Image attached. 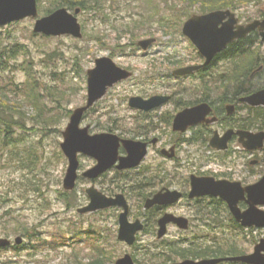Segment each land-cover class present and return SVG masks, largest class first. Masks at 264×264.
I'll return each instance as SVG.
<instances>
[{"label": "rangeland", "instance_id": "obj_1", "mask_svg": "<svg viewBox=\"0 0 264 264\" xmlns=\"http://www.w3.org/2000/svg\"><path fill=\"white\" fill-rule=\"evenodd\" d=\"M201 1L88 0L97 7L81 9L78 14L82 38L35 33L36 19L33 18L0 26V39L16 50L11 63L4 67V80L20 85L17 91L11 92L13 109L5 113L10 120L7 128L10 133L0 135V237L13 241L18 236L24 238L22 245L0 250V264H95L104 259L102 249L112 264L126 254L132 255L138 264H163L159 256L180 243L189 247L194 242L199 249L212 247L224 251L233 246L240 254H248L264 238V230L234 228L229 216L213 217L211 208L198 209L196 202L184 199L174 211L190 218V229L181 231L169 226L168 234L159 239L155 227L158 214L146 213L150 210L145 208L146 200L138 196L137 189H131L137 171L123 174L111 171L95 183L96 187L108 196L125 194L130 204V220L141 219L146 224L145 230L137 235L136 243L128 245L118 238L122 208L78 211L90 203L86 189L92 183L83 172L96 164L94 159L80 154L77 186L72 191L64 188L69 160L61 148L63 132L72 112L86 104L87 72L102 56L112 57L119 66L132 71L133 76L110 88L86 113L83 126L90 125L94 133L111 131L128 138L140 136L149 127L152 136L162 139L160 148L169 149L176 142L179 145L172 159L164 157L158 149H150L141 171L148 170V175L164 172L167 182L182 188L193 173L229 174L231 179L244 184L258 181L264 174V149L246 152L238 138L232 142L230 152L217 151L210 145L214 130L223 133L250 117L247 104L239 101L238 105L234 94L240 86L255 91L264 88V69L258 71L256 66L251 81L243 85L233 80L222 81V75L234 70V60L216 58L205 79L199 73L188 76L173 73L177 68L204 62L196 46L182 32L190 17L205 14L200 12ZM55 5H60L59 0H38L40 17L48 15L46 12ZM223 9H231L243 24L264 19V0L238 9ZM147 38L157 41L144 51L138 42ZM252 40L251 49L264 65V42L260 34ZM29 74L37 80L42 94L38 108L24 94ZM155 94H169L172 99L151 115H140L129 105L132 96L148 98ZM204 98L213 101L227 120L208 128L195 125L185 133L174 131L176 114ZM229 103L236 105V111L230 116L226 108L223 112ZM5 128L0 121V134ZM253 160L259 162L251 164ZM109 188L115 192L107 191ZM151 188L149 191L157 192L161 185ZM208 214L209 222L218 226L213 233L218 234L209 233L205 223ZM110 259L105 260L110 262Z\"/></svg>", "mask_w": 264, "mask_h": 264}, {"label": "water", "instance_id": "obj_2", "mask_svg": "<svg viewBox=\"0 0 264 264\" xmlns=\"http://www.w3.org/2000/svg\"><path fill=\"white\" fill-rule=\"evenodd\" d=\"M81 8L74 12L67 7H59L46 16L40 17L38 0H0V26L20 21L26 18L36 19L35 33L47 36L71 35L76 38L83 37L82 25L78 14ZM259 31L264 42V19H255L247 24L240 23L239 17L231 9H217L205 14H197L190 17L184 24L182 32L196 46L205 61L201 64H193L177 68L173 71L175 76H188L200 69L207 67L215 57L225 50L235 40L244 38L253 31ZM157 41L156 38H147L138 42L139 47L148 51ZM261 69V68H260ZM88 98L85 105L76 108L70 117V122L63 132L64 141L61 148L69 160V166L64 178V188L72 191L76 188L79 178V155H87L97 161L90 169L83 173L89 179H96L109 171L115 165L119 170L133 169L141 165L147 156V143L132 138H122L116 133L102 132L90 133V126H83L84 117L96 103L102 100L109 89L117 83L130 79L133 72L119 66L112 57L102 56L97 58L95 67L88 72ZM171 99L169 94H157L145 98L137 95L129 99L131 108L141 111H152L167 104ZM241 103L252 107L264 106V88L251 94L242 96ZM236 105H227L228 114L235 112ZM212 106L209 102H202L187 107L178 112L173 121V130L187 132L190 127L217 120L216 116L209 117ZM234 134L239 135V142L248 150H259L264 147V131L229 129L224 135L215 132L210 140V145L220 151L229 148V142ZM123 145L127 154L120 155L119 149ZM163 154L168 158L175 157V148L163 149ZM253 161L252 163H254ZM90 203L78 209L80 213H90L111 207H120L119 215V240L128 245H134L137 235L144 230L145 224L141 219L130 220V204L123 193L108 196L95 185L86 189ZM179 190L165 189L147 198L145 208L151 209L156 205H172L183 198ZM221 197L227 201L235 219L244 227H264V210L259 208L264 205V176L254 184L244 186L241 181L227 179L217 180L212 176H191V199L201 196ZM248 197L249 208L241 211L239 202ZM174 223L182 230L190 228L187 217L177 216L174 213H166L159 219L158 238L162 239L168 234V225ZM15 244L24 242L22 236L15 239ZM13 240L8 237H0V249L11 247ZM223 261H236L247 264H264V239H262L250 254L227 256L219 258L193 259L187 258L167 264H219ZM116 264H138L130 254H126L117 260Z\"/></svg>", "mask_w": 264, "mask_h": 264}, {"label": "trees", "instance_id": "obj_3", "mask_svg": "<svg viewBox=\"0 0 264 264\" xmlns=\"http://www.w3.org/2000/svg\"><path fill=\"white\" fill-rule=\"evenodd\" d=\"M263 0H203L201 1L202 7L200 12L206 13L211 10L216 9H223V8H233L238 9L242 8L243 5H247L249 3L253 4V2L261 3ZM97 2V1H96ZM60 5H55L53 8L49 9L46 14L51 13L54 8L66 6L71 9L81 8L82 10H89L90 8L97 6L93 5L92 3L89 4L88 0H59ZM98 3V2H97ZM264 17V15H263ZM259 32L254 31L251 34L247 35L244 38L235 40L233 43H231L223 52L218 54L216 58H222L224 60H234L235 67L234 70L230 71V73L222 75V81L224 83H227L229 81H235V82H241V84H246L251 81V74L253 70L256 68V66H259L258 71H262L264 69V65L260 64L261 58L255 54V50L251 49V45L253 44L254 36H258ZM16 50H14V47L11 49L6 46L3 39H0V121L4 122V126L6 127L4 129V133L0 134L4 136L5 134H9L10 130L7 128H10V125L8 124V118L5 116V113L8 111H11V92H15L19 89V84L16 83L13 80H4V71H5V65H9L13 59V56L15 55ZM213 62H211L207 67H204L197 71L196 73L203 74V78L205 79L207 76V73L210 70V65ZM206 82V81H205ZM9 88V91L6 89ZM262 88V87H260ZM259 89V88H258ZM256 89L247 87L244 88L242 86L237 87L234 97L238 104L239 98L245 94H250L254 92ZM15 94V93H14ZM25 96L28 101L34 104L37 108L41 104V97L42 94L39 92V84L35 78L31 74L28 76V80L26 82V89L24 92ZM201 101H208L207 98H204ZM233 102V99H231ZM196 102V103H198ZM239 105V104H238ZM237 105V110L240 109V107ZM247 107L250 109V117L245 119L242 122L238 123V126L235 125L237 128L241 129H257V130H264V106L259 107ZM13 109V108H11ZM196 136V135H195ZM5 139V138H3ZM196 139V138H195ZM148 173V172H147ZM146 173V174H147ZM149 178L147 176H141L140 174L138 177L134 179V184L132 186V190L137 189L138 196L142 200H146L152 192L150 184H148ZM120 186V185H118ZM124 188V187H123ZM107 191L109 192H115L111 188H109ZM150 192V193H149ZM153 211V210H147L146 213ZM154 213V212H153ZM22 248V247H19ZM100 250V249H99ZM100 252L103 254L104 259L98 258L99 260L96 261L95 264H112L111 259L108 256V253L105 252L103 249L100 250ZM240 253L236 251V248L233 246L230 247L228 251H224L221 249H215L212 247H204V248H198L196 245L193 244L189 247H184V244L181 243L179 246H172L170 247L169 251L162 256H159L162 263H169L177 261L178 258L187 259L189 257L196 258H206V257H219V256H233V255H239ZM105 259H110V262H106ZM153 261V260H151Z\"/></svg>", "mask_w": 264, "mask_h": 264}, {"label": "flooded vegetation", "instance_id": "obj_4", "mask_svg": "<svg viewBox=\"0 0 264 264\" xmlns=\"http://www.w3.org/2000/svg\"><path fill=\"white\" fill-rule=\"evenodd\" d=\"M155 95H157V94H155ZM151 97V96H150ZM171 99H172V97H171ZM171 101V100H170ZM169 101V102H170ZM168 102V103H169ZM202 102H209L210 104H211V106H212V112H211V114L209 115V117H213V116H216L217 117V120L214 122V123H212V124H208V123H201V124H198V125H196V126H201V127H206V128H208V126L209 125H213V124H218V123H222L223 124V122L224 121H226L227 120V117H224V115H222L219 111H218V109H217V107H216V104L213 102V101H201V102H198V103H196V104H193V105H190V106H194V105H197V104H199V103H202ZM230 104V103H229ZM229 104H226L225 105V107H224V109H223V112L225 113V108H226V111H227V105H229ZM233 104V103H232ZM166 105V104H165ZM164 106V105H163ZM161 107H159V108H157V109H160ZM157 109H155V110H157ZM138 112H139V114L140 115H151V114H153L154 113V111L155 110H152V111H149V112H146V111H141V110H138V109H136ZM227 114H228V111H227ZM229 115V114H228ZM230 116V115H229ZM90 126V125H89ZM196 126H192V127H190L189 128V130L190 129H192V128H195ZM233 126V125H232ZM229 129H235V130H240L241 128H235V127H230V128H228L226 131H224L223 133H221L219 130H214V134H215V132L217 131V132H219V134L222 136V135H224ZM244 130H246V129H244ZM260 131H264V130H260ZM104 132V131H103ZM259 132V131H258ZM90 133L91 134H95L94 132H92L91 131V126H90ZM99 133H102V132H99ZM110 133H114V132H111L110 131ZM153 132H151L150 131V128L148 127L147 128V131H142L141 132V134H140V136H137L136 138H132V139H135V140H138V141H142V142H145V143H147V149H148V153H147V156H148V154H149V152H150V149H152V148H154V149H158V151L164 156V157H166L164 154H163V149H167V150H171V148L172 147H174L175 148V157H176V153H177V150H178V144H177V142H176V144H174L173 146H171L169 149L168 148H166V146H163V147H161L160 148V146H162V139L160 138V137H158V136H152L153 134H152ZM117 134V133H116ZM119 135V134H118ZM124 135V136H123ZM123 135H119L120 137H122V138H128V137H125V134H123ZM214 136V135H213ZM238 138V141H239V135H237V134H234V136H233V138L230 140V142H229V148L227 149V150H224V151H226V152H230V146L232 145V142H235V140ZM240 143V142H239ZM241 144V143H240ZM242 145V144H241ZM243 146V145H242ZM244 148V147H243ZM263 149H264V147H263ZM217 151H220V150H217ZM244 151H248L249 153H252V152H256V151H259V150H248V149H246V148H244ZM221 152H223V151H221ZM119 154L120 155H126L127 154V152H126V150H125V148L123 147V145L120 147V149H119ZM147 156L144 158V160L142 161V163H141V165L140 166H138V167H136V168H133V169H125V170H119L118 168H117V165H115L113 168H111L107 173H105V174H103V175H101L100 177H98V178H96V179H89V178H87L88 180H90V182L92 183V185H95V183H97L98 181H100L102 178H105L106 176H108V174H109V172H111V171H114L115 173H118V174H123V173H128V172H132V171H137L136 173H137V176H135V177H138V175L140 174L141 176H147L148 178H149V181H148V184H150V186L151 187H153V189L156 187V186H159V185H161V188H160V190H158L157 192H159V191H161V190H165V189H172V190H179V191H181L184 195H183V198L179 201V202H177V203H175V204H172V205H164V206H160V205H156V206H154L151 210H153L154 211V215H156V214H158V217H156V221H155V227H157V231H158V229H159V219L164 215V214H166V213H168V212H170V213H174L175 215H177V216H184V215H181L180 213H177L176 211H174V208L179 204V203H181L184 199H186V200H188V201H190V202H196L197 203V205H195V207H198V209H209V208H211L212 209V211H211V213H212V216L213 217H217V216H221V215H226V216H229L230 218H231V220H232V226L234 227V228H240V229H243V230H247V231H249V230H259V229H261V230H264V227H258V226H256V225H254V226H251V227H244L241 223H239L236 219H235V217H234V215H233V213L231 212V210H230V207H229V205H228V203H227V201L226 200H224L223 198H221V197H215V196H210V195H207V196H201V197H196V198H193V199H191L190 197H189V194H190V191H191V176L192 175H197V176H200V177H202V176H212V177H215L217 180H223V179H227V180H230V181H235V180H233V179H231V177L229 176V174H221V175H208V174H196V173H193V174H191L190 175V177H189V179H187L186 180V182H185V184L184 185H182V186H185L184 188H182L181 186H173V184L171 183V182H167L168 181V176H166V174L165 175H163V173L164 172H162V173H159V174H157V175H155V174H149L148 175V173H147V171L146 170H144V171H141V167H142V164H143V162L145 161V159L147 158ZM168 158V157H167ZM93 159V158H92ZM171 159V158H170ZM95 160V159H94ZM96 161V160H95ZM253 161H255L254 163L255 164H257L258 162H259V160H253ZM252 161V162H253ZM251 162V164H253ZM96 163H97V161H96ZM93 167V166H92ZM92 167H90V168H92ZM89 168V169H90ZM147 173V174H146ZM264 176V174L258 179V181L262 178ZM183 179H186V178H183ZM257 182V181H256ZM256 182H254V183H256ZM180 183H183L182 181H180ZM254 183H250V184H254ZM242 184L244 185V186H247V185H250V184H244L243 182H242ZM91 185V186H92ZM96 186V185H95ZM178 187H180V188H178ZM182 188V189H181ZM152 192V194L149 196V197H152V196H154L157 192H155V191H151ZM148 197V198H149ZM248 197L247 198H245V199H242L240 202H239V208L241 209V211H246L248 208H249V203H248ZM259 208L261 209V210H264V205H260L259 206ZM154 217V218H155ZM184 217H187V216H184ZM207 217H208V219H206V221H205V223H206V226H207V228L210 230V232L209 233H211V235H214V234H218V233H213V232H216V230H217V227L218 226H215L214 224H211L209 221V218L211 217L210 216V214H208L207 215ZM188 219H189V222H190V227H191V220H190V218L189 217H187ZM169 226H175V227H177L174 223H170L169 225H168V231H169ZM178 228V227H177ZM179 230H181V231H184V230H182V229H180V228H178ZM208 233V234H209ZM157 234H158V232H157ZM262 239H264V238H262ZM262 239H260V241L262 240ZM257 245V244H256ZM255 245V246H256ZM255 249V248H254ZM252 253V252H251ZM247 254V253H246ZM248 254H250V253H248ZM219 257H226V256H219ZM219 257H216V258H219ZM210 258H215V257H210ZM203 259H205V258H203ZM226 263H231V264H234V263H239V264H243V262H231V261H223V262H221V263H219V264H226Z\"/></svg>", "mask_w": 264, "mask_h": 264}]
</instances>
